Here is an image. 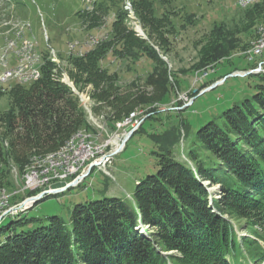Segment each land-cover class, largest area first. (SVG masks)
<instances>
[{"label": "trees", "instance_id": "16d2710c", "mask_svg": "<svg viewBox=\"0 0 264 264\" xmlns=\"http://www.w3.org/2000/svg\"><path fill=\"white\" fill-rule=\"evenodd\" d=\"M159 1L167 5L173 0ZM133 3L149 38L168 49V35L174 25L169 13L164 10L158 17L154 0ZM100 12L106 13L102 5L93 12L89 29L102 25ZM109 31L108 37L83 56L73 54L69 61L70 75L77 85H94V113L109 110L107 122L115 129L118 122L131 117L139 103H162L170 94V76L176 75L148 40L128 25L127 11H117ZM218 37L212 36L202 48L193 72L209 74L236 48L238 39L229 42ZM109 53L123 60L153 61L147 83L156 88L155 93H139L137 100L135 93L121 92L117 75L103 66ZM48 55L46 52L39 79L14 82L9 90L11 107L4 116V135L12 138L8 149L0 140V158L8 161L12 157L22 171L33 150L55 151L76 132L90 127L79 96L60 81L57 66ZM253 75L256 83L251 85V97L224 110L221 123L209 121L196 131L187 153L189 161L176 156L181 138L173 128L153 134L161 148L157 152L159 168L137 180L130 198L104 196L78 203L70 226L58 215L52 216L48 225L20 231L16 225L24 221H12L15 227L10 223L0 228V232L8 231L0 242V264H244L239 258L250 263L263 261L264 73L248 77ZM159 109L151 108L148 118L155 119L162 113ZM181 125L186 140L189 124L182 120ZM206 180L221 186V197L211 201V193L203 183ZM242 222L250 229V236L240 237L236 228ZM141 224L149 227L148 233H139ZM170 251L174 253L163 254Z\"/></svg>", "mask_w": 264, "mask_h": 264}, {"label": "rangeland", "instance_id": "374dc122", "mask_svg": "<svg viewBox=\"0 0 264 264\" xmlns=\"http://www.w3.org/2000/svg\"><path fill=\"white\" fill-rule=\"evenodd\" d=\"M154 4L155 14L160 17L166 10L174 24L172 33L168 35V49L158 44L155 39L149 38L147 29L136 15L133 0H0V59L4 58L6 61V66L0 63V76L7 69L18 70L22 63L29 64L26 68L28 73L41 72L47 52L49 54L47 58L57 66L60 81L79 96L88 113L90 125L89 128L76 132L55 151L37 153L33 150L28 155L24 171L20 170L12 157L8 161L0 158V180L3 182L0 191L7 189L12 195L9 206L17 207L29 200V204L21 205L19 216L1 220L0 228L22 219L24 224L16 225L18 231L35 229L48 225L54 215L60 216L70 226L73 209L78 203L101 199L104 196L130 198L137 180L155 173L159 168L157 152L161 148L152 137L153 134H162L173 128L181 138L176 147V156L189 161L187 153L196 131L209 121L221 123L220 116L224 110L235 102L251 97L256 76L230 74L251 70L254 71L252 74L264 73V0H173L167 5H161L159 0H154ZM99 5L106 11L105 14L101 12L98 14L102 25L89 29L93 12ZM120 9L127 11L128 25L137 35L143 39L146 35L148 38L145 40H148L163 59L167 58L168 67L176 76H170L172 81L170 94L162 103L148 105L139 103L136 111L131 114L130 118L133 119L118 122L117 128L113 129L107 122L109 110L103 108L99 114L93 111L94 85L92 83L77 85L71 78L72 65L69 57L73 54L83 56L94 44L108 37L111 24ZM212 36H221L217 40L225 38L229 42L238 39L234 44L236 48L209 74L204 71L193 72L200 62L202 48L208 44ZM25 45H31V50L25 58H21V51ZM260 47L261 51H257L256 48ZM54 54L56 61L52 60ZM133 60L119 59L109 53L103 66L108 68L110 73L117 75L116 83L120 86L121 92L131 91L136 94L137 100L139 93L152 96L156 88L147 83V78L154 67V62L147 58L137 62ZM258 68L261 70L258 71ZM14 76L5 81L0 79V140L5 149L10 147L12 138L11 135H4L7 132L4 116L11 107L9 90L14 82L25 83ZM226 76L228 77L222 83ZM31 82L33 80L26 83ZM215 82L220 84L204 94L199 93ZM195 90L198 93L196 96ZM155 106L159 107L162 113L155 115V119L148 118L149 111ZM169 110L173 111L165 112ZM144 119L146 121L143 128L130 137L124 149L112 157L111 163H107V171L95 167L89 176L70 189L57 194H47L36 202L31 198L39 195L45 188L51 190L52 186L67 187L75 180V175L64 181L53 179L37 188H31L25 182L30 168L42 169L49 165L50 162L46 158L51 153L59 152V155L64 157L70 140L77 133L87 134L88 140L98 151L77 173L81 175L87 172L92 162L106 159V155L120 147L118 144L115 145V140L122 143L126 134ZM182 120L189 124V136L186 140ZM203 183L208 187L211 196L214 195L211 201L213 198L221 197L219 184L211 185L208 180ZM4 218L5 216L0 215V219ZM142 226L137 229L139 233L144 234L149 227L144 224ZM236 229L240 237L251 235L250 229L243 222ZM7 233L8 231L0 232V242L4 241ZM261 243L264 247V242ZM171 253L174 251L163 252L165 255ZM239 261L244 264H264V260L250 263L239 258Z\"/></svg>", "mask_w": 264, "mask_h": 264}, {"label": "built area", "instance_id": "2783aa9c", "mask_svg": "<svg viewBox=\"0 0 264 264\" xmlns=\"http://www.w3.org/2000/svg\"><path fill=\"white\" fill-rule=\"evenodd\" d=\"M257 51H261V48H256ZM31 50V45H25L24 48H22L21 58H25L26 55L30 52ZM83 53V52H82ZM0 63L3 66H6V61L5 59H0ZM7 71L10 70H5L3 71V74H5ZM39 72V71H35ZM21 75L25 76V79L29 77V75H25V70H21ZM91 142L87 139L82 140L80 142V148H77V150H74L73 154L70 156V159H67V162H60L58 164H51L50 166L46 167H51V174H44V173H35L34 175L27 176V180L25 181L27 186H30L31 188H34V185H38L40 181H47V177H54V178H62V181L66 180L68 177L73 176V175H78V183L83 181L82 175L84 174H73V167L75 166H80V161L81 160H91L96 153L98 152L96 150ZM112 162V156L106 155V159H98L95 160L94 163L96 167L99 168H104L107 171V163ZM77 183V184H78ZM52 189V188H51ZM11 194L5 189L1 194H0V204H2L3 200L10 196ZM29 204V200L24 201L21 205H26ZM20 206L15 207L10 213H5V218L0 219L5 220L8 217H12L14 215H17L20 213Z\"/></svg>", "mask_w": 264, "mask_h": 264}, {"label": "bare ground", "instance_id": "6f19581e", "mask_svg": "<svg viewBox=\"0 0 264 264\" xmlns=\"http://www.w3.org/2000/svg\"><path fill=\"white\" fill-rule=\"evenodd\" d=\"M74 47V46H73ZM75 48V47H74ZM261 48V47H260ZM82 54V51L80 52ZM34 58L33 56L31 57V59ZM33 60V59H32ZM32 60H29V62ZM52 60L56 61V55L54 54L52 56ZM30 62V63H31ZM36 64V60L33 61ZM23 65L19 66L18 70H14L12 69L9 72H6L5 74H2L0 76L1 81H5L8 78L14 76V77H18L20 79V81L22 82H27V81H31V80H37L40 78L41 76V72H33V73H28L26 72V68L29 67L28 63H22ZM33 64V66L35 65ZM32 67V66H31ZM21 70H25V75H29L28 78L25 79V76L21 75ZM30 71V69H29ZM31 72V71H30ZM81 131V130H80ZM88 135L84 134V133H77L69 142L67 149L68 151L66 152L67 154H64L65 156L62 157L61 155H59V152H55V153H51L50 155L47 156L46 160H48L50 163L48 166H50L51 164H58L60 162H67V159H70V156L73 154L74 150H77V148H80V142H82V140L87 139L88 140ZM118 144V146H121V142H119L118 140H115V145ZM66 149V150H67ZM63 150V149H62ZM59 155V156H58ZM63 155V154H62ZM46 157V156H45ZM45 159V158H44ZM38 161V160H37ZM88 160H81L80 161V166H75L73 167V174H77L87 163ZM36 164V163H35ZM42 167H44L42 165ZM35 173H44V174H51V167H45L42 169L39 168H30V173L27 174V176L30 175H34ZM53 179H58V180H62V178H54V177H47V181H40L38 183V185H34V188L40 187V185L44 184V183H49L50 181H52ZM3 191H0V194ZM214 195L212 194V197ZM12 195L8 196L7 198H5L2 202V204H0V215L1 217L5 216V213H10L13 209H15L16 206H9L10 204V200H11ZM22 206H20L21 209ZM23 212V211H22ZM18 215V214H17ZM16 216V215H15ZM142 226V224H141ZM143 227V226H142ZM147 233V232H145Z\"/></svg>", "mask_w": 264, "mask_h": 264}, {"label": "water", "instance_id": "95a60500", "mask_svg": "<svg viewBox=\"0 0 264 264\" xmlns=\"http://www.w3.org/2000/svg\"><path fill=\"white\" fill-rule=\"evenodd\" d=\"M141 33V32H140ZM143 34V33H142ZM145 39H147L148 37L145 35L144 36ZM165 61H167V58L165 57L164 58ZM261 69L258 68V71H260ZM254 71L251 70V71H245V72H232L230 74V76H248L250 74H252ZM228 76H226L224 78V80L222 81V83L226 80ZM220 84V82H215L214 84H212L211 86L203 89L201 92H199L200 94H204L205 92L209 91V90H212L214 89L215 87H217L218 85ZM196 92V90H195ZM133 119V118H132ZM131 118H128L127 120H132ZM143 122V121H142ZM141 122V123H142ZM141 123H139L137 126L133 127L127 134L126 136L123 138L122 140V143H121V146L118 147L117 149H115L113 152H111V154H109L110 156H114L118 153H120L125 145H126V142L130 139V137H132V135L136 132V130L140 127ZM95 164L94 163H91L89 169L87 170V172H85L81 177L82 179L84 180L87 176H89L91 174V172L93 171V169L95 168ZM80 175V174H79ZM78 175H75V180L73 182H71L70 184L67 185V187H63V188H54L52 186V189L51 190H47V188H45V190L41 191L39 195L37 196H33L31 198H34L35 202L36 201H39L40 199H42L44 196H46L47 194H57V193H60L62 191H65V189H68V188H72L73 186H76L77 183H78V179L76 178ZM27 199V198H26Z\"/></svg>", "mask_w": 264, "mask_h": 264}]
</instances>
